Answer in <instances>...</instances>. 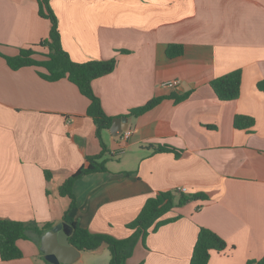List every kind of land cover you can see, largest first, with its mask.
<instances>
[{"label":"crops","instance_id":"obj_1","mask_svg":"<svg viewBox=\"0 0 264 264\" xmlns=\"http://www.w3.org/2000/svg\"><path fill=\"white\" fill-rule=\"evenodd\" d=\"M50 6L74 62L117 61L92 87L104 112L127 117L133 133L126 140L110 128L98 136L90 101L77 86L49 82L34 67L12 70L0 56V219L40 227L65 222L71 199L60 187L101 154L103 143L107 171L85 175L73 188L77 207L70 216L91 233L131 236L127 225L159 192L185 188L186 195L207 197L166 214L175 220L150 231L128 264H190L201 228L227 243L208 264L264 260V0H51ZM50 29L38 0H0L1 54L48 52L35 45ZM170 44L183 45L184 54L168 58ZM236 70L240 97L220 101L211 81ZM171 80L180 83L163 86ZM158 97L165 99L154 109L127 116ZM238 115L255 120L250 131L235 128ZM158 146L180 155L154 153ZM30 236L18 241L22 258L0 264H46L41 239ZM110 260L102 246L75 264Z\"/></svg>","mask_w":264,"mask_h":264},{"label":"trees","instance_id":"obj_2","mask_svg":"<svg viewBox=\"0 0 264 264\" xmlns=\"http://www.w3.org/2000/svg\"><path fill=\"white\" fill-rule=\"evenodd\" d=\"M51 0H38L39 15L50 21L51 29L47 39L42 40L36 47L47 49L42 53L35 48L21 49L16 56H5L1 54L12 70H19L25 67L38 69V74L49 82H57L67 79L78 87L80 93L89 101L87 114L93 119L98 129V136L101 130L110 129L113 118L108 116L102 107L100 98L95 94L92 83L94 80L112 73L117 65L115 59L109 61H90L87 63H76L62 47V36L59 29L57 17L50 6ZM184 46L181 44H170L167 48V56L170 59L180 57L184 54ZM210 86L220 101H235L240 97L242 89V71L236 70L225 74L211 81ZM260 90L264 91V84H259ZM189 96L188 93L176 96L180 102ZM165 98L158 97L148 101L145 105L131 109L128 117H139L158 106ZM255 125L251 117L238 115L235 117L234 126L240 130L250 131ZM100 155L87 158V165L70 176L60 187V195L71 199L70 208L66 211L63 220L72 229L69 238L71 245L82 253L93 252L106 246L111 253L110 264H128L133 256L137 244L145 242L150 231L156 232L161 226L173 222L175 219H163L174 208L182 207L191 201L198 199L206 200L204 194L186 195L181 191L159 192L156 196L149 198L138 216L127 227L133 230L131 236L124 239H117L107 234H94L81 227L70 213L74 210L76 199L73 194L74 184L85 175L107 171V159H104L107 149L102 143ZM154 153H174L180 155V151L170 146L154 147ZM48 179L50 173H46ZM53 224L48 223L40 227L36 222H19L9 219H0V259L10 261L22 258L23 253L18 246V241L28 239L31 233H36L38 239L52 229ZM38 244L40 245L39 241ZM227 248L226 241L214 231L201 228L194 246L190 264H208L212 252H222ZM42 259L46 264L44 254ZM255 264H264L260 260Z\"/></svg>","mask_w":264,"mask_h":264},{"label":"water","instance_id":"obj_3","mask_svg":"<svg viewBox=\"0 0 264 264\" xmlns=\"http://www.w3.org/2000/svg\"><path fill=\"white\" fill-rule=\"evenodd\" d=\"M128 118H116L111 126V133L119 137L128 128ZM72 227L62 222L52 229L46 231L41 237L40 251L44 254L45 260L50 264H74L82 252L71 245L69 238L72 235Z\"/></svg>","mask_w":264,"mask_h":264},{"label":"built area","instance_id":"obj_4","mask_svg":"<svg viewBox=\"0 0 264 264\" xmlns=\"http://www.w3.org/2000/svg\"><path fill=\"white\" fill-rule=\"evenodd\" d=\"M179 81H177V80H171V81H167V82H165L164 84H163V86L164 87H166V88H170V89H172V88H175V87H177L178 85H179ZM132 133H133V131L132 130H129V129H127V130H125L121 135H122V137L124 138V139H129L130 138V136L132 135ZM182 193H185L186 191H187V189H181L180 190Z\"/></svg>","mask_w":264,"mask_h":264},{"label":"rangeland","instance_id":"obj_5","mask_svg":"<svg viewBox=\"0 0 264 264\" xmlns=\"http://www.w3.org/2000/svg\"><path fill=\"white\" fill-rule=\"evenodd\" d=\"M112 160L118 161L117 159H112ZM74 264H75V263H74Z\"/></svg>","mask_w":264,"mask_h":264}]
</instances>
